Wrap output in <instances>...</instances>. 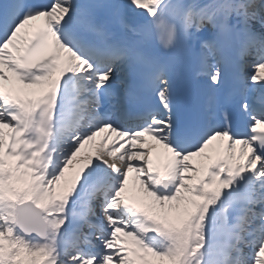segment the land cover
<instances>
[{
	"label": "snow or ice",
	"instance_id": "1",
	"mask_svg": "<svg viewBox=\"0 0 264 264\" xmlns=\"http://www.w3.org/2000/svg\"><path fill=\"white\" fill-rule=\"evenodd\" d=\"M0 264H264V0L0 3Z\"/></svg>",
	"mask_w": 264,
	"mask_h": 264
},
{
	"label": "bare ground",
	"instance_id": "2",
	"mask_svg": "<svg viewBox=\"0 0 264 264\" xmlns=\"http://www.w3.org/2000/svg\"><path fill=\"white\" fill-rule=\"evenodd\" d=\"M107 132V131H106ZM100 136H102V135H100ZM101 143V141H99L97 138H95V140L93 141V142H90L89 144H86L85 146H84V148H82L81 149V152L80 153H78L77 154V156L78 155H93L94 154V152H95V148H96V146H98L99 144ZM108 145H111L110 143H108ZM106 147H107V145H106ZM71 168H73V165H70L69 166V169L67 170V172H66V176H67V178H70L71 176H72V171H71ZM133 177H134V175L133 176H130L129 175V180H131L130 182H129V187L131 188V183H133ZM63 183V182H62ZM137 183V187H138V182H136Z\"/></svg>",
	"mask_w": 264,
	"mask_h": 264
},
{
	"label": "rangeland",
	"instance_id": "3",
	"mask_svg": "<svg viewBox=\"0 0 264 264\" xmlns=\"http://www.w3.org/2000/svg\"><path fill=\"white\" fill-rule=\"evenodd\" d=\"M207 151V150H206ZM209 151V150H208Z\"/></svg>",
	"mask_w": 264,
	"mask_h": 264
}]
</instances>
